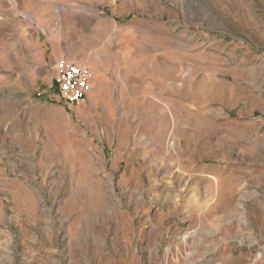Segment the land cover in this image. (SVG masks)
Instances as JSON below:
<instances>
[{"label": "rangeland", "instance_id": "374dc122", "mask_svg": "<svg viewBox=\"0 0 264 264\" xmlns=\"http://www.w3.org/2000/svg\"><path fill=\"white\" fill-rule=\"evenodd\" d=\"M0 264H264V0H0Z\"/></svg>", "mask_w": 264, "mask_h": 264}, {"label": "built area", "instance_id": "2783aa9c", "mask_svg": "<svg viewBox=\"0 0 264 264\" xmlns=\"http://www.w3.org/2000/svg\"><path fill=\"white\" fill-rule=\"evenodd\" d=\"M56 69L58 70L56 86L62 101L68 106L83 101L92 86L90 69L65 60L57 62Z\"/></svg>", "mask_w": 264, "mask_h": 264}, {"label": "crops", "instance_id": "0c3cea01", "mask_svg": "<svg viewBox=\"0 0 264 264\" xmlns=\"http://www.w3.org/2000/svg\"><path fill=\"white\" fill-rule=\"evenodd\" d=\"M97 85H98V82L97 81H94V87H96Z\"/></svg>", "mask_w": 264, "mask_h": 264}]
</instances>
